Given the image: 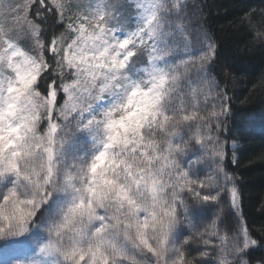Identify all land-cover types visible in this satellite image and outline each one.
<instances>
[{
	"label": "snow or ice",
	"instance_id": "1",
	"mask_svg": "<svg viewBox=\"0 0 264 264\" xmlns=\"http://www.w3.org/2000/svg\"><path fill=\"white\" fill-rule=\"evenodd\" d=\"M193 8L0 0V264H264L235 155L264 108ZM240 23L264 51V6Z\"/></svg>",
	"mask_w": 264,
	"mask_h": 264
},
{
	"label": "trees",
	"instance_id": "2",
	"mask_svg": "<svg viewBox=\"0 0 264 264\" xmlns=\"http://www.w3.org/2000/svg\"><path fill=\"white\" fill-rule=\"evenodd\" d=\"M197 4L203 5L202 12L198 9L199 16L203 15L206 18L203 22L211 24L220 43L221 60L240 69L229 77L227 85L234 111L259 115L264 108V90L259 88L264 76V51L251 44V37L240 20L243 9H259L264 6V0H197ZM249 132L235 155L239 160L238 172L243 177V209L256 229L264 223V215L259 210L264 202V160L260 159V153L264 152V127L257 124ZM233 135L239 136V133L234 130ZM231 148L229 140L228 165L234 168Z\"/></svg>",
	"mask_w": 264,
	"mask_h": 264
},
{
	"label": "rangeland",
	"instance_id": "3",
	"mask_svg": "<svg viewBox=\"0 0 264 264\" xmlns=\"http://www.w3.org/2000/svg\"><path fill=\"white\" fill-rule=\"evenodd\" d=\"M189 4L192 5V4H197V0H189ZM198 5V4H197ZM199 8H193L192 11L194 13V18L196 16H199V11H198Z\"/></svg>",
	"mask_w": 264,
	"mask_h": 264
}]
</instances>
